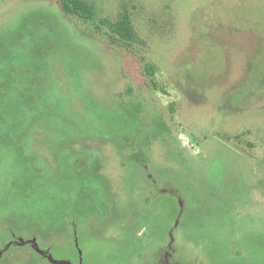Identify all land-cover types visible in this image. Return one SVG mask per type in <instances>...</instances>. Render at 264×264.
<instances>
[{
    "label": "rangeland",
    "instance_id": "obj_1",
    "mask_svg": "<svg viewBox=\"0 0 264 264\" xmlns=\"http://www.w3.org/2000/svg\"><path fill=\"white\" fill-rule=\"evenodd\" d=\"M88 1L0 0V264H264V0Z\"/></svg>",
    "mask_w": 264,
    "mask_h": 264
},
{
    "label": "trees",
    "instance_id": "obj_2",
    "mask_svg": "<svg viewBox=\"0 0 264 264\" xmlns=\"http://www.w3.org/2000/svg\"><path fill=\"white\" fill-rule=\"evenodd\" d=\"M66 14L76 17L85 21L86 23H90L94 25L95 32H99L101 34H106L113 40L122 41L126 44H132L134 42H139V37L135 31V28L132 24V19L128 11H124L119 15L118 19L112 20L109 18L99 19L98 10L96 6L88 1V0H55ZM99 20V22L97 21ZM106 28V30H105ZM21 76L23 74L21 73ZM25 78H28L24 76ZM25 94L17 93L13 97L8 96L7 94H0V119L2 118L3 121L0 126V141L4 138V135H11L13 138L17 139V135H20L21 132L26 131L29 126V123H32L34 118H42L44 117V110L45 107L44 103L40 101L36 106L33 104H27L24 102ZM1 104H3V110L1 111ZM12 106L16 107L17 110L12 111ZM38 113H40L39 116ZM20 118L22 119V124H20ZM17 126V132H11L12 126ZM11 132V133H10ZM4 147V146H3ZM11 150L10 148H8ZM12 151V150H11ZM22 151V150H21ZM18 153V152H17ZM21 161L18 160L17 167L19 170L25 172L24 176H29L28 168H34L33 164L26 160L22 153L19 151L18 153ZM31 171V170H30ZM37 171V170H36ZM21 191H17V195L15 196L16 200H18L26 191L31 190V188L22 187ZM22 194V195H21Z\"/></svg>",
    "mask_w": 264,
    "mask_h": 264
}]
</instances>
